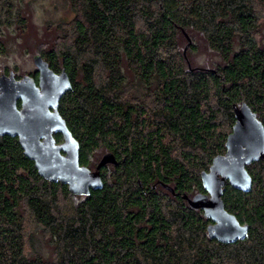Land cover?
Returning a JSON list of instances; mask_svg holds the SVG:
<instances>
[{
  "label": "trees",
  "instance_id": "1",
  "mask_svg": "<svg viewBox=\"0 0 264 264\" xmlns=\"http://www.w3.org/2000/svg\"><path fill=\"white\" fill-rule=\"evenodd\" d=\"M66 1L72 18L40 33L32 0H0V55L19 39L65 70L58 113L79 164L94 170L106 153L116 164L99 170L101 189L74 195L0 136V264H264V158L246 166L250 191L224 185L244 240L209 239L211 221L182 198L205 193L233 105L264 127V0Z\"/></svg>",
  "mask_w": 264,
  "mask_h": 264
},
{
  "label": "water",
  "instance_id": "2",
  "mask_svg": "<svg viewBox=\"0 0 264 264\" xmlns=\"http://www.w3.org/2000/svg\"><path fill=\"white\" fill-rule=\"evenodd\" d=\"M186 48L191 44L184 33ZM183 52V53H184ZM37 80L24 75L15 78L12 71L0 74V136L17 138L23 155L33 162L38 175L50 182H60L74 195H87L89 190L102 188L99 170L116 164L111 153L102 155L90 170L79 164V145L58 113L61 97L71 90L65 70L53 72L40 57H33ZM19 102V104H18ZM234 124L225 141V153L212 159L208 171L200 174L205 193L191 198L183 195L189 207L201 210L211 221L207 236L219 243L231 244L244 240L248 226L224 209L222 195L225 183L241 192L252 186L246 166L264 158V127L256 114L242 103L233 105ZM55 134L62 137L56 143ZM173 193L172 189L164 186Z\"/></svg>",
  "mask_w": 264,
  "mask_h": 264
},
{
  "label": "rangeland",
  "instance_id": "3",
  "mask_svg": "<svg viewBox=\"0 0 264 264\" xmlns=\"http://www.w3.org/2000/svg\"><path fill=\"white\" fill-rule=\"evenodd\" d=\"M30 7L33 26L40 33L47 24L54 25L62 21L66 22L73 16L66 0H32ZM14 37H18L17 34ZM30 49V45H25L19 39H10L7 45V53L0 55V74L9 70L18 79L24 75L29 76V73L36 71L32 61L36 55V49L32 51ZM196 61L201 64L203 62L202 56L200 55Z\"/></svg>",
  "mask_w": 264,
  "mask_h": 264
}]
</instances>
